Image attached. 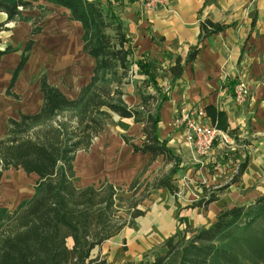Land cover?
<instances>
[{
    "label": "crops",
    "instance_id": "0c3cea01",
    "mask_svg": "<svg viewBox=\"0 0 264 264\" xmlns=\"http://www.w3.org/2000/svg\"><path fill=\"white\" fill-rule=\"evenodd\" d=\"M89 1H99L115 13L129 40L133 59L147 63L155 78L157 92L146 84V77L139 75L133 65L130 82L122 89L124 102L135 107L139 105L141 94L145 93L167 97L160 108L157 134L171 153L180 159L177 172L186 179L184 182L174 181L175 174L172 180L178 190L182 187L186 191L184 196L174 198L166 188L155 190L166 191L168 196L163 194V201L148 212L141 209L140 204L139 209L144 215L135 218L130 226L122 228L92 251L107 264H139L179 227L186 225L188 229H195L198 225L212 224L221 210L248 205L264 191V0H162L154 9H145L138 0ZM35 5L47 9L39 24L40 33L30 36L31 22H9L5 24V30L0 31V51L6 47L22 48L31 39V52L34 53L46 30H49L48 39L52 33L73 31L77 43L76 56L85 55L82 52L81 26L68 19V11L44 1ZM20 11L31 19L41 13L36 7ZM5 21L6 16L0 15V23ZM204 31L208 32L205 36ZM193 47H197L198 52L192 61L185 63ZM30 55L28 66L33 54ZM17 58L16 52L1 57L0 67L5 61L12 66L9 74L3 75L5 80L0 82V105L4 109L17 108L23 113L33 114L42 104L37 78L39 72L32 76L31 93L19 90L17 85L21 75L18 76L12 92L17 96L21 93L26 95L21 94L24 97L21 102L5 94L11 68L17 63ZM177 58H180L183 69L180 76L172 80L169 69ZM89 60L91 72L93 61ZM25 70L26 66L22 72ZM239 77L245 80L249 91L246 102L240 106L233 100V87ZM60 91L68 99H74L78 94ZM27 96L32 97L30 104L24 100ZM182 107L201 108L210 125L215 123L207 115V108L225 115L226 130H219L236 145L228 163L222 160L226 154L225 145L219 140L214 142L208 153L198 155L185 140L182 129L172 125L175 113ZM9 115L14 117L12 113ZM123 137L140 146L142 124L112 114L89 149L75 155L73 168L78 187L99 182L121 186L130 184L139 175L150 154L133 152ZM213 160L221 164L211 173L209 164ZM194 163L200 164L199 170L198 165L190 166ZM164 164L163 157L157 156L143 173V178L159 176L157 174ZM184 166L188 170H182ZM220 187L224 188L217 194V200L206 207L192 206L206 198L205 189L210 192L209 188Z\"/></svg>",
    "mask_w": 264,
    "mask_h": 264
},
{
    "label": "trees",
    "instance_id": "16d2710c",
    "mask_svg": "<svg viewBox=\"0 0 264 264\" xmlns=\"http://www.w3.org/2000/svg\"><path fill=\"white\" fill-rule=\"evenodd\" d=\"M38 1L65 8L68 19L80 24L82 52L92 59L93 67L89 81L74 99H68L42 75L39 111L20 114L17 120L7 122L6 134L0 137V183L10 169L33 174L36 182L32 196L20 201L12 212L0 206V264H107L92 251L144 215L139 205L152 191L166 188L174 198L178 191L172 180L180 159L157 134L160 108L167 97L145 93L135 107L124 102L122 86L130 82L133 65L155 92L157 85L149 65L133 59L119 18L99 1L0 0V12L6 14L0 31L9 22L24 21L31 22L30 36L40 33L39 24L47 9L35 5ZM33 7L41 11L37 18L21 14L20 9ZM204 32V36L208 34ZM32 46L29 39L5 90L15 99L18 96L10 89ZM16 51L6 47L0 51V60ZM197 52V47L191 48L184 62L192 61ZM182 69L177 58L169 69L171 79L176 80ZM206 111L217 129L226 130L223 113L210 107ZM112 114L142 124L140 146L129 143L128 137L123 140L133 152L148 153L150 158L126 188L107 182L78 187L73 183L75 155L89 149ZM157 156L171 167L153 181L140 182V176ZM223 188L210 192L205 189L206 198L192 206L206 207L217 200ZM139 264H264V192L248 205L221 210L208 226L177 229Z\"/></svg>",
    "mask_w": 264,
    "mask_h": 264
},
{
    "label": "rangeland",
    "instance_id": "374dc122",
    "mask_svg": "<svg viewBox=\"0 0 264 264\" xmlns=\"http://www.w3.org/2000/svg\"><path fill=\"white\" fill-rule=\"evenodd\" d=\"M72 32V33H71ZM70 33H52L51 37H55L56 39L64 36V34H70V36L73 38H75V33L73 31H71ZM49 35V30H46L44 34H42V37L39 39V42L41 43V45H38L37 49H34V53L31 52L29 53V56L32 55V58L30 59L31 62L29 64V66L27 65L28 60L26 61L24 67L26 66V70L24 72H22V70L19 72L18 76L21 75V77L18 78V87L19 90L21 92H25V93H31V89H32V84L34 83L32 76L37 74V72H39L38 75V88H39V80L41 78L42 75H45L46 78L49 80V82L53 85H57V87L61 88L60 90H63L64 92L68 93V94H73L74 92H78L79 89L84 86L88 81L89 78L91 76V72L89 70V62L90 61L88 58V56L83 55L80 56V54H78V56H76V58L74 59L73 56L77 55V51H76V47H77V43H76V39L75 41V46H73L72 48V52L75 53L73 56H69L68 58V64L65 65L64 67L59 66L56 61L51 57V53H49V49L51 48V43H50V39L46 38ZM25 46V44H24ZM24 46L22 48L19 49H15L17 50L16 53L18 54V58H17V63L11 68V75L9 76V82H7V87L9 86L10 83V79L13 73V70L15 69L16 65L18 64L19 60H20V55L24 50ZM53 51V49H52ZM80 53V52H79ZM28 56V58H29ZM12 66V64L10 62L5 61V64L3 66L0 67V82L4 81L5 79H3V75L5 74H9V70L10 67ZM23 67V68H24ZM22 72V74H21ZM17 80V79H16ZM47 80V81H48ZM16 83V81H15ZM14 83V85H15ZM13 85V87H14ZM6 87V89H7ZM13 87L10 89V92L13 93L12 89ZM1 89V87H0ZM5 89V90H6ZM123 89V86H122ZM23 94V93H21ZM21 94H19L18 98L15 99L16 101H20L21 102V98H24L23 96H21ZM25 95V94H23ZM33 95V94H31ZM26 96V95H25ZM20 97V98H19ZM31 99L32 97L27 96V99L25 98L24 100L26 101V104H30L31 103ZM17 108H9V109H4V107H2V105H0V137H4L7 131V122L9 119H14L17 120L20 116V114H32V113H23L22 111H20ZM13 114L14 117H12L9 114ZM34 114V113H33ZM4 127H6L5 129H3ZM5 130V131H4ZM2 132V133H1ZM4 132V133H3ZM225 145V144H224ZM235 142L233 144H231L230 146H226L225 145V153L222 157H223V161L228 163L229 160V155L233 152L232 150H234L235 147ZM203 156V155H202ZM220 162L217 160H213L210 162L209 164V169L212 170L210 171L211 173H213V170H215V167L220 166ZM194 165H198L197 169L199 170V163H194L190 166H194ZM169 166H167V164H164L162 166V171L160 170L159 173L157 175H164L165 173H167V171L169 170ZM191 168V167H190ZM182 170H188L187 167H182ZM180 172H177L175 176H177L176 178H174V181H186V179H184L183 176H180ZM156 176L149 177V175L147 176V178H143V174L140 176V182H144V181H153V179ZM233 178V177H232ZM189 179H187L188 181ZM36 182V177H34V175L30 174V175H26L24 172H22L21 170H14V169H10L5 171V173L2 175L1 178V183H0V206L1 207H5L7 208L9 211H13L17 205L19 204L20 201L24 200V199H28L32 196L33 192H34V185ZM73 183L76 186H79L78 183V179L77 177H74L73 179ZM126 185H121L120 187L122 188H126ZM175 185V184H174ZM226 186V185H225ZM178 189V188H177ZM215 189L213 188H209V191H214ZM186 191H184L181 188H179V190L176 193V198L182 197L184 196ZM195 192V191H194ZM264 192V191H263ZM167 195L166 191H152L151 195L148 196L147 199H145L142 203L140 208L143 209L145 212H148L150 210L153 209V207L156 206L157 203L162 202L163 201V196ZM192 195V193L190 192V196ZM210 225V224H209ZM182 226V225H181ZM208 226V225H207ZM202 226H197V228H200ZM180 230H188V228H186V225L179 227Z\"/></svg>",
    "mask_w": 264,
    "mask_h": 264
},
{
    "label": "built area",
    "instance_id": "2783aa9c",
    "mask_svg": "<svg viewBox=\"0 0 264 264\" xmlns=\"http://www.w3.org/2000/svg\"><path fill=\"white\" fill-rule=\"evenodd\" d=\"M138 1L145 9H154L162 3V0ZM248 94L247 83L242 77H239L233 87L235 104L238 106L243 105ZM172 125L175 128L182 129L185 140L198 155L208 153L216 140L226 146L233 144L225 132L206 122L204 111L201 108H180L172 119Z\"/></svg>",
    "mask_w": 264,
    "mask_h": 264
},
{
    "label": "bare ground",
    "instance_id": "6f19581e",
    "mask_svg": "<svg viewBox=\"0 0 264 264\" xmlns=\"http://www.w3.org/2000/svg\"><path fill=\"white\" fill-rule=\"evenodd\" d=\"M51 41V48L49 49V53H51V57L56 61V63L64 67L68 64L69 56H73L75 53L72 52L73 46H75V38L72 39L70 34H64V36L56 39L55 37L49 38ZM53 49V51H52ZM74 59L76 55L73 56Z\"/></svg>",
    "mask_w": 264,
    "mask_h": 264
},
{
    "label": "clouds",
    "instance_id": "9594fccd",
    "mask_svg": "<svg viewBox=\"0 0 264 264\" xmlns=\"http://www.w3.org/2000/svg\"><path fill=\"white\" fill-rule=\"evenodd\" d=\"M0 15H5L6 16V14H4V13H0Z\"/></svg>",
    "mask_w": 264,
    "mask_h": 264
}]
</instances>
